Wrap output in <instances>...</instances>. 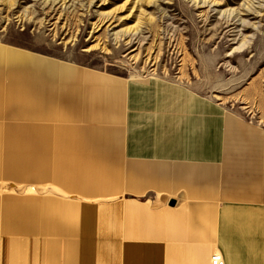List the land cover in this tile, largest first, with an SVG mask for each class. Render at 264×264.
<instances>
[{
  "label": "crops",
  "instance_id": "0c3cea01",
  "mask_svg": "<svg viewBox=\"0 0 264 264\" xmlns=\"http://www.w3.org/2000/svg\"><path fill=\"white\" fill-rule=\"evenodd\" d=\"M193 107L0 46V264H264V128Z\"/></svg>",
  "mask_w": 264,
  "mask_h": 264
},
{
  "label": "rangeland",
  "instance_id": "374dc122",
  "mask_svg": "<svg viewBox=\"0 0 264 264\" xmlns=\"http://www.w3.org/2000/svg\"><path fill=\"white\" fill-rule=\"evenodd\" d=\"M0 46L183 84V114L264 128V0H0Z\"/></svg>",
  "mask_w": 264,
  "mask_h": 264
},
{
  "label": "built area",
  "instance_id": "2783aa9c",
  "mask_svg": "<svg viewBox=\"0 0 264 264\" xmlns=\"http://www.w3.org/2000/svg\"><path fill=\"white\" fill-rule=\"evenodd\" d=\"M210 264H224V259L219 252H215L210 257Z\"/></svg>",
  "mask_w": 264,
  "mask_h": 264
},
{
  "label": "water",
  "instance_id": "95a60500",
  "mask_svg": "<svg viewBox=\"0 0 264 264\" xmlns=\"http://www.w3.org/2000/svg\"><path fill=\"white\" fill-rule=\"evenodd\" d=\"M170 205H171V206L174 205V202H171Z\"/></svg>",
  "mask_w": 264,
  "mask_h": 264
},
{
  "label": "bare ground",
  "instance_id": "6f19581e",
  "mask_svg": "<svg viewBox=\"0 0 264 264\" xmlns=\"http://www.w3.org/2000/svg\"><path fill=\"white\" fill-rule=\"evenodd\" d=\"M232 34V33H231ZM234 41V40H233Z\"/></svg>",
  "mask_w": 264,
  "mask_h": 264
}]
</instances>
